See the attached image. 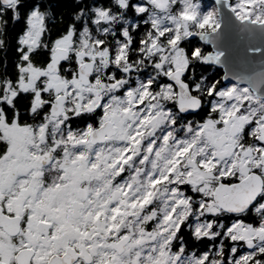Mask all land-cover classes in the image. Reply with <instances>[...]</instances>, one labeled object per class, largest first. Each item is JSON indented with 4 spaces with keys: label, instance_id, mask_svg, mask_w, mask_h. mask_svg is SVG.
Masks as SVG:
<instances>
[{
    "label": "snow or ice",
    "instance_id": "1",
    "mask_svg": "<svg viewBox=\"0 0 264 264\" xmlns=\"http://www.w3.org/2000/svg\"><path fill=\"white\" fill-rule=\"evenodd\" d=\"M219 27L194 0H0V264H264V81L201 74L221 53L187 38Z\"/></svg>",
    "mask_w": 264,
    "mask_h": 264
},
{
    "label": "water",
    "instance_id": "2",
    "mask_svg": "<svg viewBox=\"0 0 264 264\" xmlns=\"http://www.w3.org/2000/svg\"><path fill=\"white\" fill-rule=\"evenodd\" d=\"M218 10L220 27L216 32L198 37L221 53L218 60L208 63L222 68L224 84H239L253 88L264 81V25L241 21L229 0H212ZM264 94V84L259 88Z\"/></svg>",
    "mask_w": 264,
    "mask_h": 264
},
{
    "label": "trees",
    "instance_id": "3",
    "mask_svg": "<svg viewBox=\"0 0 264 264\" xmlns=\"http://www.w3.org/2000/svg\"><path fill=\"white\" fill-rule=\"evenodd\" d=\"M199 3L201 12H208L209 10H215L217 13V6L212 0H195ZM230 6L234 2H239V0H229ZM191 42V47H199L202 50V54L212 53V47L206 42L202 41L198 36H192L187 38ZM191 48H189V51ZM202 75L207 76L210 80H219L220 84L224 86L223 80V70L213 64L208 63V61H203L197 65Z\"/></svg>",
    "mask_w": 264,
    "mask_h": 264
},
{
    "label": "rangeland",
    "instance_id": "4",
    "mask_svg": "<svg viewBox=\"0 0 264 264\" xmlns=\"http://www.w3.org/2000/svg\"><path fill=\"white\" fill-rule=\"evenodd\" d=\"M194 2L197 4L198 10H199V12H200L201 15L207 13V12H201L200 9H202V7L200 8L199 3L196 2L195 0H194ZM217 17H218V10H217ZM218 21H219V17H218ZM219 24H220V21H219ZM198 35H199V33H196V34H194V35H192V36H198ZM192 36H190V37H192ZM212 53H213V52H212ZM214 53H215V52H214ZM206 62H207V61H206ZM223 87L245 88L246 86H242V85H239V84H227V85H224ZM247 88H248V87H247Z\"/></svg>",
    "mask_w": 264,
    "mask_h": 264
},
{
    "label": "flooded vegetation",
    "instance_id": "5",
    "mask_svg": "<svg viewBox=\"0 0 264 264\" xmlns=\"http://www.w3.org/2000/svg\"><path fill=\"white\" fill-rule=\"evenodd\" d=\"M216 66V65H215ZM222 69V68H221Z\"/></svg>",
    "mask_w": 264,
    "mask_h": 264
}]
</instances>
